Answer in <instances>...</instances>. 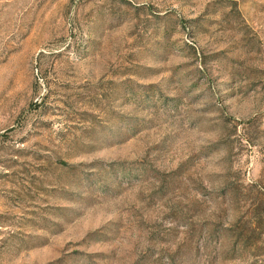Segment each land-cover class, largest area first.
<instances>
[{"label":"rangeland","instance_id":"374dc122","mask_svg":"<svg viewBox=\"0 0 264 264\" xmlns=\"http://www.w3.org/2000/svg\"><path fill=\"white\" fill-rule=\"evenodd\" d=\"M0 264H264V0H0Z\"/></svg>","mask_w":264,"mask_h":264}]
</instances>
